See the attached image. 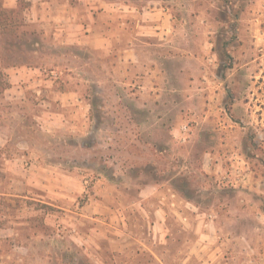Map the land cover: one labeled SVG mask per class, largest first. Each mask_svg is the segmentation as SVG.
<instances>
[{"label":"rangeland","instance_id":"1","mask_svg":"<svg viewBox=\"0 0 264 264\" xmlns=\"http://www.w3.org/2000/svg\"><path fill=\"white\" fill-rule=\"evenodd\" d=\"M0 71V264H264V0H0Z\"/></svg>","mask_w":264,"mask_h":264},{"label":"trees","instance_id":"2","mask_svg":"<svg viewBox=\"0 0 264 264\" xmlns=\"http://www.w3.org/2000/svg\"><path fill=\"white\" fill-rule=\"evenodd\" d=\"M4 77V73L2 72V71H0V78H3ZM5 79V78H4ZM1 84H2V86H3V79H2V81H1ZM5 84V83H4ZM5 87H6V84H5ZM3 88H4V86H3ZM5 89V88H4Z\"/></svg>","mask_w":264,"mask_h":264}]
</instances>
